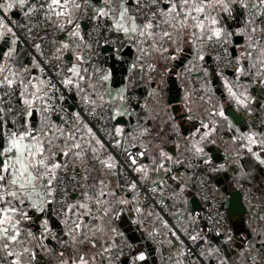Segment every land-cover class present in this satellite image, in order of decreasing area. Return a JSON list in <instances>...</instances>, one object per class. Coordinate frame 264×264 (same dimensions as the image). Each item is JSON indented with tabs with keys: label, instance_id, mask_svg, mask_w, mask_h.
<instances>
[{
	"label": "snow or ice",
	"instance_id": "snow-or-ice-1",
	"mask_svg": "<svg viewBox=\"0 0 264 264\" xmlns=\"http://www.w3.org/2000/svg\"><path fill=\"white\" fill-rule=\"evenodd\" d=\"M0 264H264V0H0Z\"/></svg>",
	"mask_w": 264,
	"mask_h": 264
},
{
	"label": "water",
	"instance_id": "water-1",
	"mask_svg": "<svg viewBox=\"0 0 264 264\" xmlns=\"http://www.w3.org/2000/svg\"><path fill=\"white\" fill-rule=\"evenodd\" d=\"M198 200V197L194 196L192 198V206H195V203L196 201ZM231 202H232V197L229 196V203H228V206H227V209L231 210ZM238 216H245L246 215V208H244L243 206L241 207L239 213L237 214Z\"/></svg>",
	"mask_w": 264,
	"mask_h": 264
},
{
	"label": "crops",
	"instance_id": "crops-1",
	"mask_svg": "<svg viewBox=\"0 0 264 264\" xmlns=\"http://www.w3.org/2000/svg\"><path fill=\"white\" fill-rule=\"evenodd\" d=\"M259 178H260V177H259V174H258V175H257V179H259ZM194 196H196V195H195V192L193 191V192H192V195L189 197V200H190L189 207H190V208L193 207L191 201H192V198H193ZM224 203H225L226 208H227L228 203H229V195H228V194H225V200H224ZM245 216H246V215H245ZM136 235H139V234L137 233Z\"/></svg>",
	"mask_w": 264,
	"mask_h": 264
},
{
	"label": "built area",
	"instance_id": "built-area-1",
	"mask_svg": "<svg viewBox=\"0 0 264 264\" xmlns=\"http://www.w3.org/2000/svg\"><path fill=\"white\" fill-rule=\"evenodd\" d=\"M224 205H225V203H224ZM225 208H226V205H225ZM227 209V208H226Z\"/></svg>",
	"mask_w": 264,
	"mask_h": 264
}]
</instances>
